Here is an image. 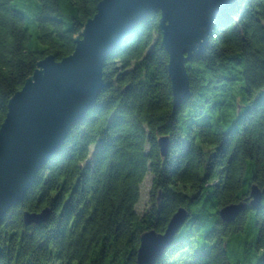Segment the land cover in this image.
<instances>
[{
    "label": "trees",
    "instance_id": "obj_1",
    "mask_svg": "<svg viewBox=\"0 0 264 264\" xmlns=\"http://www.w3.org/2000/svg\"><path fill=\"white\" fill-rule=\"evenodd\" d=\"M12 1L0 0V126L37 62L70 55L101 0H34L33 47ZM159 18L109 53L92 108L6 212L0 264H136L141 235L163 233L178 209L187 217L154 264H264V199L248 204L250 188H264V0H235L213 20L176 108ZM149 173L151 207L139 215ZM246 200L234 221L221 220L222 208ZM43 210L45 221L24 223ZM250 231L254 242L237 252L232 243Z\"/></svg>",
    "mask_w": 264,
    "mask_h": 264
},
{
    "label": "water",
    "instance_id": "obj_2",
    "mask_svg": "<svg viewBox=\"0 0 264 264\" xmlns=\"http://www.w3.org/2000/svg\"><path fill=\"white\" fill-rule=\"evenodd\" d=\"M235 0H101L74 39L73 52L56 61L52 55L37 62L22 88L8 101L0 126V224L6 212L20 203L37 172L63 145L72 126L83 120L102 90L103 63L140 22L160 13L161 44L168 55L173 108L189 96L186 63L208 46L213 20ZM160 153L168 152L167 138L158 140ZM264 188H250L248 204L257 208ZM219 211L232 222L247 201ZM48 211L25 213L26 225L39 224ZM187 212L178 211L163 233L146 231L140 237L136 264H154L172 242ZM2 248L0 247V257Z\"/></svg>",
    "mask_w": 264,
    "mask_h": 264
},
{
    "label": "rangeland",
    "instance_id": "obj_3",
    "mask_svg": "<svg viewBox=\"0 0 264 264\" xmlns=\"http://www.w3.org/2000/svg\"><path fill=\"white\" fill-rule=\"evenodd\" d=\"M34 0H13L12 3L15 7V9L20 12L25 19V25L26 28L30 34V46L35 39V34H36V23L33 22L32 17H33V6H34ZM94 147L90 148V154L93 152ZM151 181H152V176L151 174H146L142 184L140 185V196L137 204L135 205V211L137 214L142 215L145 211H147L151 207L150 203V197H149V191L151 188ZM255 231H250L247 233H243L242 235H239L238 239L232 243L233 247H235L236 251L240 253L243 251L245 248V245H250L251 243L254 242L255 239ZM239 243V246H238ZM251 257V256H250Z\"/></svg>",
    "mask_w": 264,
    "mask_h": 264
}]
</instances>
